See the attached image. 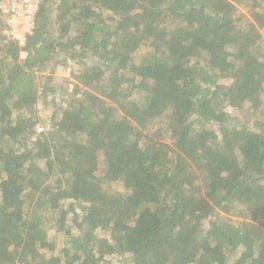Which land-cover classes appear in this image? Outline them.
<instances>
[{
    "label": "trees",
    "instance_id": "trees-1",
    "mask_svg": "<svg viewBox=\"0 0 264 264\" xmlns=\"http://www.w3.org/2000/svg\"><path fill=\"white\" fill-rule=\"evenodd\" d=\"M7 17L0 264H264V0Z\"/></svg>",
    "mask_w": 264,
    "mask_h": 264
},
{
    "label": "built area",
    "instance_id": "built-area-1",
    "mask_svg": "<svg viewBox=\"0 0 264 264\" xmlns=\"http://www.w3.org/2000/svg\"><path fill=\"white\" fill-rule=\"evenodd\" d=\"M42 2L43 0H0V10L8 15L11 33L22 44L25 36L34 27L35 15Z\"/></svg>",
    "mask_w": 264,
    "mask_h": 264
},
{
    "label": "rangeland",
    "instance_id": "rangeland-1",
    "mask_svg": "<svg viewBox=\"0 0 264 264\" xmlns=\"http://www.w3.org/2000/svg\"><path fill=\"white\" fill-rule=\"evenodd\" d=\"M9 32V31H8ZM57 75L58 76H62V75H64V76H68V75H70V71H69V69H67V70H62L61 68H59L58 70H57ZM42 125H39V127H41ZM118 188H120V187H118Z\"/></svg>",
    "mask_w": 264,
    "mask_h": 264
}]
</instances>
